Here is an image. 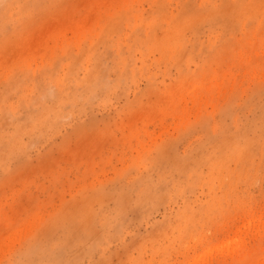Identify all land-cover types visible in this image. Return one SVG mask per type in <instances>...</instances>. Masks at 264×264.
<instances>
[{"label": "rangeland", "instance_id": "rangeland-1", "mask_svg": "<svg viewBox=\"0 0 264 264\" xmlns=\"http://www.w3.org/2000/svg\"><path fill=\"white\" fill-rule=\"evenodd\" d=\"M0 264H264V0H2Z\"/></svg>", "mask_w": 264, "mask_h": 264}, {"label": "snow or ice", "instance_id": "snow-or-ice-1", "mask_svg": "<svg viewBox=\"0 0 264 264\" xmlns=\"http://www.w3.org/2000/svg\"><path fill=\"white\" fill-rule=\"evenodd\" d=\"M0 2H2V0H0ZM49 89H50V91H55V85L54 84H50L49 85Z\"/></svg>", "mask_w": 264, "mask_h": 264}]
</instances>
